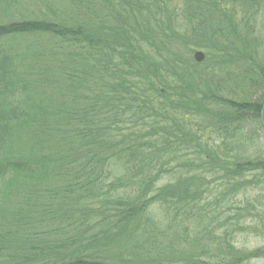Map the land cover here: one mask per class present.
Returning a JSON list of instances; mask_svg holds the SVG:
<instances>
[{"label":"trees","instance_id":"16d2710c","mask_svg":"<svg viewBox=\"0 0 264 264\" xmlns=\"http://www.w3.org/2000/svg\"><path fill=\"white\" fill-rule=\"evenodd\" d=\"M263 107L264 0H0V264L264 259Z\"/></svg>","mask_w":264,"mask_h":264},{"label":"rangeland","instance_id":"374dc122","mask_svg":"<svg viewBox=\"0 0 264 264\" xmlns=\"http://www.w3.org/2000/svg\"><path fill=\"white\" fill-rule=\"evenodd\" d=\"M20 3L24 6V0H20ZM259 143H260V155L262 157H264V134L261 132L260 134V139H259ZM172 167H176V164H172L171 165ZM167 178L164 180V182H167ZM164 182H161V184H163ZM215 194V193H214ZM214 204V202L212 203ZM203 204H201L202 206ZM213 207V206H211ZM212 212H209V215L211 217H215V214L218 218V221L220 222V219L218 217V213L216 212V210L212 209ZM193 221V224L194 225H191L189 226L190 228V237H193L194 235H198L200 233V231L202 230L203 228V225L201 224V222L199 223L198 220H192ZM216 221L215 225H219L220 223ZM208 222L205 221L204 222V225H207ZM194 229V230H193ZM236 246L239 247V248H242V249H247V250H251V249H255V248H258V247H263L264 246V243L261 242L259 239H255V238H252L251 236H248L247 235H241L239 237V239L237 240L236 242ZM250 264H264V259H259V260H254L252 261Z\"/></svg>","mask_w":264,"mask_h":264},{"label":"water","instance_id":"95a60500","mask_svg":"<svg viewBox=\"0 0 264 264\" xmlns=\"http://www.w3.org/2000/svg\"><path fill=\"white\" fill-rule=\"evenodd\" d=\"M194 60L197 62V63H200L204 60V54L200 51L196 52L194 54ZM261 122H262V125L264 127V107L262 109V113H261Z\"/></svg>","mask_w":264,"mask_h":264}]
</instances>
